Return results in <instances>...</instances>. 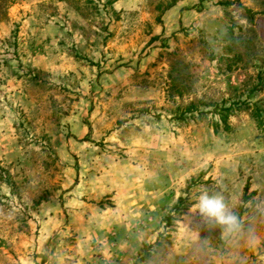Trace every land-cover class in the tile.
Segmentation results:
<instances>
[{
  "label": "rangeland",
  "instance_id": "rangeland-1",
  "mask_svg": "<svg viewBox=\"0 0 264 264\" xmlns=\"http://www.w3.org/2000/svg\"><path fill=\"white\" fill-rule=\"evenodd\" d=\"M172 1L0 0V264H264V0Z\"/></svg>",
  "mask_w": 264,
  "mask_h": 264
},
{
  "label": "clouds",
  "instance_id": "clouds-1",
  "mask_svg": "<svg viewBox=\"0 0 264 264\" xmlns=\"http://www.w3.org/2000/svg\"><path fill=\"white\" fill-rule=\"evenodd\" d=\"M188 214H197L200 221L207 227L211 222L214 227L221 229V234H234L240 229V220L233 210L226 204L222 195L218 193L209 194L208 191H202L197 197Z\"/></svg>",
  "mask_w": 264,
  "mask_h": 264
},
{
  "label": "trees",
  "instance_id": "trees-1",
  "mask_svg": "<svg viewBox=\"0 0 264 264\" xmlns=\"http://www.w3.org/2000/svg\"><path fill=\"white\" fill-rule=\"evenodd\" d=\"M175 1L176 0H173L171 2L170 6L174 5ZM245 106H248V104L245 105ZM194 108H195L194 103H191V104H189V106L186 107V110L193 111ZM232 110H233V108L231 106L221 107V109H219V119H218V121H214V122L211 123V126L213 127V130L215 132H217V130L220 127H222L224 130H228L230 128V125H229V122H228V118H229V115L232 114ZM255 119L259 122L260 125H264V119L258 117V114L256 115ZM175 208H178V205Z\"/></svg>",
  "mask_w": 264,
  "mask_h": 264
},
{
  "label": "crops",
  "instance_id": "crops-1",
  "mask_svg": "<svg viewBox=\"0 0 264 264\" xmlns=\"http://www.w3.org/2000/svg\"><path fill=\"white\" fill-rule=\"evenodd\" d=\"M118 254H115V256H117Z\"/></svg>",
  "mask_w": 264,
  "mask_h": 264
}]
</instances>
